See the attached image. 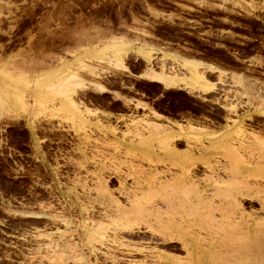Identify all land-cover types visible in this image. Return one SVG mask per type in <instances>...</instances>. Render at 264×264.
<instances>
[{"label":"rangeland","instance_id":"rangeland-1","mask_svg":"<svg viewBox=\"0 0 264 264\" xmlns=\"http://www.w3.org/2000/svg\"><path fill=\"white\" fill-rule=\"evenodd\" d=\"M246 183L252 222L264 0H0V264H264L208 252Z\"/></svg>","mask_w":264,"mask_h":264},{"label":"bare ground","instance_id":"bare-ground-1","mask_svg":"<svg viewBox=\"0 0 264 264\" xmlns=\"http://www.w3.org/2000/svg\"><path fill=\"white\" fill-rule=\"evenodd\" d=\"M191 65H192V63H191ZM151 74H153V73H151ZM156 76L153 75L151 77L154 78ZM161 78H162L161 81H163L164 77L161 76ZM169 78H171V77H169ZM169 78L167 80H169V82H170L171 80ZM158 79L160 80V77H158ZM167 80L166 79L164 80L165 83L167 82ZM169 82L167 83V85H169ZM171 84H173V83L171 82ZM71 104H73V103H71ZM238 131H236V135H239ZM225 135L226 136L223 139V142H225V144L227 145L228 148H230V150L233 149V147L235 148L234 143H236L237 145L239 144L238 147L242 148L243 151H245L246 153L251 151L250 149L246 150V147H244V148L242 147L243 142H241V140L239 139L238 136L232 137L234 134H232L231 136L230 135L228 136L227 134H225ZM207 152L208 151L206 149L203 150V155L208 154ZM234 152H235V150H234ZM238 154L239 153L237 152V155ZM239 156H241V155H239ZM185 177H186V175H185ZM189 180L190 179L186 178V181H189ZM217 180H211V181H213V183L214 182L216 183ZM245 185H248V186L246 187ZM245 185L242 186V189L245 186V188H244V189H246L245 193H243V191H241V190L240 191L238 190L239 194H231L232 190L231 191L229 190L230 194L221 195V194H219L221 186L214 185V189L211 188L212 190H215L214 195H215V199L217 200V202H215L216 204L214 202H212L213 204L210 203L209 206L207 207L206 219L209 222L211 229H212V233L215 234V237H217V236L220 237L221 235L229 236L228 238L232 237V239L231 238H230V240L228 239L229 241L227 240L228 242L225 241V239H227V238H224L225 243L223 242L220 245L216 244L217 247H215L216 246L215 245L214 248H211L209 251L207 250L210 253V256H215L216 260H218L220 262L226 260L227 258L229 260V257H233V258L235 257V258L239 259V261H244V259L246 257H249L248 255L251 254V247L257 248L259 246L261 247V245H264V198L259 199V203H260V207H261L260 209L262 210L261 212L263 213V216L259 217L258 219L254 218L253 221L251 222V218H250L251 214H245V212H243L241 201L239 199V198L243 197V195L248 196V198H251V186L249 187V183H246ZM256 188H257V191L255 190ZM256 188L255 189L253 188L256 191L254 193L264 192V187L261 188L260 186L259 187L257 186ZM237 189H238V187H237ZM136 191H137V189H136ZM135 194L136 193L133 192V194H132L133 197L136 196ZM148 206L151 207V205H147L146 207H148ZM195 206H197V205H195ZM142 207L146 209V207H144V206H142ZM222 210H224V212H222ZM215 211H217V213H218L217 217L215 216V213H216ZM247 217H249V219H247ZM171 222H173V220L170 222L169 221L163 222V227H165V229H167L169 231L168 233L170 234L168 239L174 238V237H172V235H173L172 231L175 230L174 229L175 227L172 228V226H175L177 224L175 222V225H174V222H173L172 223L173 225H172ZM251 231H253V233H254V237H253L254 241H252V239H251ZM164 235H165V233H162V237H164ZM238 235H239V237H238ZM211 236H214V235H211ZM235 236H236V238H234ZM179 237L180 236L178 235V238ZM212 238H214V237H212ZM212 238H210V240H213ZM180 239H181V237L178 240L182 241V239L181 240ZM162 240H165V239H162ZM183 242L186 243L185 240ZM185 246L187 247V249L189 248L188 244H185ZM260 247H259V249H260ZM193 248H195V247H193ZM198 251H199L198 255L195 252L196 257L194 260H196V261H198V260L200 261L199 258L201 257V255L203 253H205V250H202V249H200ZM190 263H192V262L190 261ZM185 264H187V263L185 262Z\"/></svg>","mask_w":264,"mask_h":264}]
</instances>
